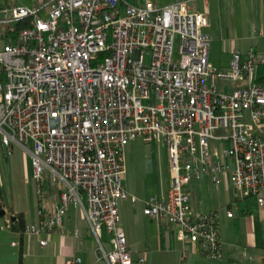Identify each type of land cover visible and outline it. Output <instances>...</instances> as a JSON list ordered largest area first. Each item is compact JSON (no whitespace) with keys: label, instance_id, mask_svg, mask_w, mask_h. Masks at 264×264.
Segmentation results:
<instances>
[{"label":"built area","instance_id":"obj_1","mask_svg":"<svg viewBox=\"0 0 264 264\" xmlns=\"http://www.w3.org/2000/svg\"><path fill=\"white\" fill-rule=\"evenodd\" d=\"M192 1L0 0L2 30L30 21L16 43L0 47V147L6 157L16 146L27 152L40 197L44 182L60 193L26 227L42 246L73 207L98 242V261L146 264L145 256L133 259L121 226L119 202L129 199L174 228L184 246L177 264L190 246L221 260L220 216L194 215L187 185L207 175L264 204V52L251 47L243 60L236 51L229 70L214 65L207 15ZM135 139L166 147L171 183L164 195L142 199L126 188L125 151Z\"/></svg>","mask_w":264,"mask_h":264},{"label":"crops","instance_id":"obj_2","mask_svg":"<svg viewBox=\"0 0 264 264\" xmlns=\"http://www.w3.org/2000/svg\"><path fill=\"white\" fill-rule=\"evenodd\" d=\"M42 1L34 0L32 5ZM128 1L144 5L149 0ZM151 1L167 5L177 0ZM15 3L19 4L18 0ZM192 8L207 15L208 25L204 31L211 37L209 59L220 69H230L236 51L241 53L243 60L251 47L264 52V0H193ZM219 85L230 90L233 83L219 82ZM0 150L5 156L2 147ZM124 184L134 193L128 183ZM42 188L44 195L38 197L31 215L27 210H14L24 212L27 225L39 221L37 210L40 207L51 211L59 199V191L49 182H44ZM187 189L191 192L194 215L218 212L224 256L215 260L190 246L184 264H264V204H260L257 197L241 195L228 181L216 185L207 175L192 180ZM229 210L233 211L232 217L227 215ZM119 211L121 226L135 261L145 256L146 264L179 262L184 246L167 221L151 219L144 213L143 203L134 205L129 199L119 202ZM6 221L7 218H0V264H66V258L73 255L82 258L81 264H107L104 260H97L98 242L81 209H69L61 227L45 234L48 239L45 246L40 244L39 237L15 231ZM14 241H18L19 246H14ZM103 245L106 250L112 247L108 234H104Z\"/></svg>","mask_w":264,"mask_h":264},{"label":"rangeland","instance_id":"obj_3","mask_svg":"<svg viewBox=\"0 0 264 264\" xmlns=\"http://www.w3.org/2000/svg\"><path fill=\"white\" fill-rule=\"evenodd\" d=\"M33 1L18 0V3L30 6ZM125 10L123 5L122 15L125 14ZM6 42L7 38L0 36V47H3ZM178 48L177 42L176 55H178ZM126 161L128 172L124 176V182L132 188L133 194L146 199L168 190L171 183V171L166 147L161 142L146 143L142 139L131 141L126 150ZM38 187V182L32 176L29 155L25 150L16 146L9 157L4 156L0 150V195L1 201L5 204V219L11 220L10 209L27 210L31 215L39 197Z\"/></svg>","mask_w":264,"mask_h":264},{"label":"trees","instance_id":"obj_4","mask_svg":"<svg viewBox=\"0 0 264 264\" xmlns=\"http://www.w3.org/2000/svg\"><path fill=\"white\" fill-rule=\"evenodd\" d=\"M29 23H30V21H26V20L19 21V22H16V23H14L13 25H11L9 27L3 28V30L1 29L2 32L4 33V36L7 37V42L6 43H9V42L16 43L17 42V34H16V32L19 31L20 29H23L26 26H28ZM12 29H14L15 31L12 30ZM258 81L259 82L264 81V66L260 67V69L258 71ZM0 204H1L2 208L5 207V204L1 201V195H0ZM10 211H11L10 217L15 216V220H11L12 229L15 230V231L23 233L26 230V227H27L24 212H17L16 213L13 210H10ZM5 216H6V213H5L4 216H2L0 214V218H3Z\"/></svg>","mask_w":264,"mask_h":264},{"label":"water","instance_id":"obj_5","mask_svg":"<svg viewBox=\"0 0 264 264\" xmlns=\"http://www.w3.org/2000/svg\"><path fill=\"white\" fill-rule=\"evenodd\" d=\"M5 213H6V210H5L4 208H2V206H1V204H0V214H1L2 216H4ZM11 220H15V216H12V217H11Z\"/></svg>","mask_w":264,"mask_h":264}]
</instances>
